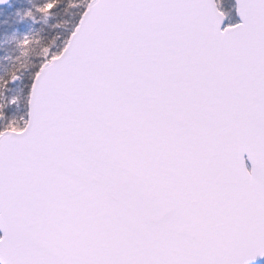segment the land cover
<instances>
[{
  "label": "snow or ice",
  "instance_id": "snow-or-ice-1",
  "mask_svg": "<svg viewBox=\"0 0 264 264\" xmlns=\"http://www.w3.org/2000/svg\"><path fill=\"white\" fill-rule=\"evenodd\" d=\"M218 4L67 0L77 19L41 47L25 111L0 92V264L264 256V0L227 24Z\"/></svg>",
  "mask_w": 264,
  "mask_h": 264
},
{
  "label": "trees",
  "instance_id": "trees-1",
  "mask_svg": "<svg viewBox=\"0 0 264 264\" xmlns=\"http://www.w3.org/2000/svg\"><path fill=\"white\" fill-rule=\"evenodd\" d=\"M41 3V0H12L8 6L0 8V77L8 79L9 73L12 71H16L18 76L16 81H10L6 88L0 89V92H5L7 95L15 85L21 89L19 94L21 103L18 108L12 110L14 115H19L25 111L23 98L31 83V75L40 63L41 47L43 45H50L52 48L61 47L77 19V9L67 7V0H62L49 15H41L35 12L33 17L25 15L26 10L33 9L34 11L35 6ZM219 4L222 5L221 0H219ZM19 19L24 20L27 34L38 37L40 43L33 44L28 55L20 57L18 61L17 57L20 56L19 40L4 44H1V40L2 34L13 26V21L18 22ZM21 64L23 66H20Z\"/></svg>",
  "mask_w": 264,
  "mask_h": 264
},
{
  "label": "rangeland",
  "instance_id": "rangeland-1",
  "mask_svg": "<svg viewBox=\"0 0 264 264\" xmlns=\"http://www.w3.org/2000/svg\"><path fill=\"white\" fill-rule=\"evenodd\" d=\"M222 5L218 4L219 7H221L226 13V18H227V23H234L236 22V18H235V14H234V2L233 0H221ZM24 20L23 19H19L18 22H14L13 21V26L11 28H9L8 30H6V32H4L3 38L1 40V44L4 43H11L15 40H21L23 38V36L25 34H27V27L26 25L23 23ZM21 89L19 88L18 85H15V87H13L9 94H5V92L3 93V96L6 97H10V96H18L20 94ZM15 108H18V106H12L9 109V114L10 115H14L12 110H14Z\"/></svg>",
  "mask_w": 264,
  "mask_h": 264
},
{
  "label": "water",
  "instance_id": "water-1",
  "mask_svg": "<svg viewBox=\"0 0 264 264\" xmlns=\"http://www.w3.org/2000/svg\"><path fill=\"white\" fill-rule=\"evenodd\" d=\"M11 0H9V2H10ZM8 2V3H9ZM234 3H235V0H234ZM7 4H0V7H3V6H6ZM235 17H236V19H237V21L239 20V17H238V15L236 14V11H235ZM225 22H226V18L224 19V21H223V23L225 24ZM264 261V256H258V257H256L255 259H250V260H248V261H246V264H259V263H261V262H263Z\"/></svg>",
  "mask_w": 264,
  "mask_h": 264
},
{
  "label": "clouds",
  "instance_id": "clouds-1",
  "mask_svg": "<svg viewBox=\"0 0 264 264\" xmlns=\"http://www.w3.org/2000/svg\"><path fill=\"white\" fill-rule=\"evenodd\" d=\"M9 0H0V4H8ZM42 2V0H41Z\"/></svg>",
  "mask_w": 264,
  "mask_h": 264
}]
</instances>
